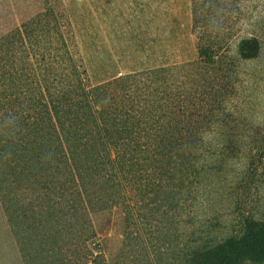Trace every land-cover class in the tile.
<instances>
[{
  "label": "trees",
  "instance_id": "trees-1",
  "mask_svg": "<svg viewBox=\"0 0 264 264\" xmlns=\"http://www.w3.org/2000/svg\"><path fill=\"white\" fill-rule=\"evenodd\" d=\"M211 3L191 0L192 27L199 32L190 79L227 75L233 70L230 50L245 60L260 51L256 36L210 33ZM76 44L62 0H44L40 11L0 37V201L22 261L159 264L164 259L159 229L151 230L148 206L137 205L136 195L145 200L152 188L167 198L163 204L169 214L168 201L189 171L200 175L194 148L210 145L211 135L184 130L174 106L146 92L149 78L139 79L144 72L91 85ZM114 212L123 214L122 238L109 261L97 239L100 221ZM262 228L264 218L249 214L239 232L192 243L171 261L262 262Z\"/></svg>",
  "mask_w": 264,
  "mask_h": 264
},
{
  "label": "rangeland",
  "instance_id": "rangeland-1",
  "mask_svg": "<svg viewBox=\"0 0 264 264\" xmlns=\"http://www.w3.org/2000/svg\"><path fill=\"white\" fill-rule=\"evenodd\" d=\"M62 2L91 85L144 72L147 75L139 79L149 78L146 92L173 105L184 130L211 135L210 145L206 142L194 148L200 158L196 167L200 175L189 171L168 201L169 214L163 204L167 198L152 188L144 194L145 200L136 195L137 205L148 206L145 219L151 230L159 229L164 254L159 264H180L171 259L182 256L188 245L239 232L249 214L264 218V0H212L207 21L210 33L230 39L256 36L260 51L245 60L230 50L233 70L202 79H190L192 63L198 59L199 32L192 27L191 0ZM43 6L44 0H0V37ZM174 92L176 101L172 102ZM190 113L194 118H188ZM223 132L235 137L227 140L220 136ZM122 215L114 212L100 221L97 241L107 260L121 245ZM260 231L264 234L263 228ZM0 239L7 249L18 248L1 201Z\"/></svg>",
  "mask_w": 264,
  "mask_h": 264
},
{
  "label": "crops",
  "instance_id": "crops-1",
  "mask_svg": "<svg viewBox=\"0 0 264 264\" xmlns=\"http://www.w3.org/2000/svg\"><path fill=\"white\" fill-rule=\"evenodd\" d=\"M0 264H23L18 248L15 245H12L10 249H7L5 242L1 239Z\"/></svg>",
  "mask_w": 264,
  "mask_h": 264
}]
</instances>
